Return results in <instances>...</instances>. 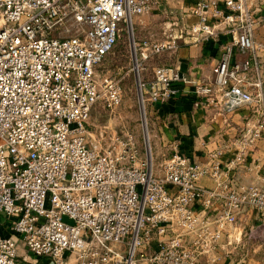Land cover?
<instances>
[{"label":"built area","instance_id":"2783aa9c","mask_svg":"<svg viewBox=\"0 0 264 264\" xmlns=\"http://www.w3.org/2000/svg\"><path fill=\"white\" fill-rule=\"evenodd\" d=\"M152 2L0 0V214L8 223L0 225V264H32L19 251L50 264H198L200 255L217 263L241 239L244 210L264 223V186L246 178L260 169L249 151L264 140V45L255 38L264 0H194L195 23L174 19L163 38H139L133 17ZM125 27L135 61L173 51L179 39H217L210 78L157 64L138 73L136 88L143 107L190 82L195 105L245 109L254 122L233 140L228 160V145L197 162L174 141L156 167L128 131L101 132L105 146L90 138L92 106L121 100L119 79L98 69ZM234 49L243 59H232ZM203 176L213 185L201 184Z\"/></svg>","mask_w":264,"mask_h":264},{"label":"crops","instance_id":"0c3cea01","mask_svg":"<svg viewBox=\"0 0 264 264\" xmlns=\"http://www.w3.org/2000/svg\"><path fill=\"white\" fill-rule=\"evenodd\" d=\"M254 5L260 0H249ZM194 0H153L151 8L144 14L133 17V27L136 36L161 39L171 30L174 19L179 23L192 25L197 21V16L191 12ZM220 41H227L228 34L220 33ZM256 41L264 45V24L255 31ZM179 45L173 51H165L157 56L161 64L176 66L187 78L192 80H205L212 76V66L219 56V43L215 37L206 40L193 41L192 39L178 40ZM260 61V74L264 77V52L258 51ZM244 54L235 50L233 60L243 59ZM193 84L180 82L177 91L166 101L161 103H148L151 119V137L155 144H171L178 141L182 151L192 161H205L206 153L216 146H230L223 155L224 160L234 153L233 140L240 131L254 122L253 117L246 114L245 109L231 113H221L214 107L195 105L192 95ZM250 159L260 168L258 172L253 168L247 175V180L264 186V140L259 139L252 145ZM242 169V168H241ZM240 169V170H241ZM203 185H213V180L208 176L200 178ZM248 209V208H247ZM243 215V212L241 213ZM6 225L7 219L0 214V225ZM20 254L27 255L32 264H50L44 258H35L25 251ZM198 264H220L226 260L221 258L217 263L207 260L200 255Z\"/></svg>","mask_w":264,"mask_h":264},{"label":"rangeland","instance_id":"374dc122","mask_svg":"<svg viewBox=\"0 0 264 264\" xmlns=\"http://www.w3.org/2000/svg\"><path fill=\"white\" fill-rule=\"evenodd\" d=\"M133 32L137 34L134 27ZM131 35V30L125 27L98 69L99 75L108 73L119 79L121 100L113 108L97 101L91 108L87 125L92 135L90 138L102 146L107 144L108 139H102L101 132L104 137L112 132H130L140 148V153L144 154L146 149H150L153 163L159 167V163L171 156L172 150L168 144L153 142L148 103L144 107L139 103L136 82L138 73H149L161 61L157 58L158 55L144 61H135ZM237 227L241 239L236 245L230 246L229 251H226V260L220 264H264V223L258 218L257 212L252 208L244 210L237 220Z\"/></svg>","mask_w":264,"mask_h":264}]
</instances>
